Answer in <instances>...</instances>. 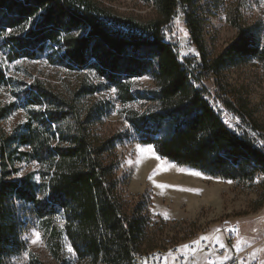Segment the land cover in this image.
I'll return each mask as SVG.
<instances>
[{
  "label": "trees",
  "instance_id": "trees-1",
  "mask_svg": "<svg viewBox=\"0 0 264 264\" xmlns=\"http://www.w3.org/2000/svg\"><path fill=\"white\" fill-rule=\"evenodd\" d=\"M146 1L159 15L148 23L116 16L93 0H0V52L10 63L46 59L71 72L93 71L116 90L120 103L145 102L144 112L125 118L137 140L163 159L226 181L252 184L264 178V150L257 139L261 127L254 108L239 96L225 97L223 88L212 102L202 85L211 73L251 62L264 78V18L252 24L238 10L231 11L228 20L237 36L210 59L196 0ZM179 10L189 43L201 55V65L189 61L196 65V74L180 61L164 33ZM143 77L152 79L155 88L135 87L132 80ZM1 86L12 89L15 102L0 110V121L17 106L27 112V120L10 138L0 132V263L24 246L10 210L17 198L33 206L47 221L48 231L61 217L64 229L54 233L65 235L80 259L136 264L149 216L144 206L129 212L120 201L116 141L95 134L93 112L84 119L74 96L55 94L41 82L26 84L7 77L0 64ZM98 89L91 86L80 93ZM215 102L237 119V125L226 123ZM21 148L27 151L18 152ZM16 155L41 167V185L30 177L9 180L12 172L7 169ZM52 252L58 260V252Z\"/></svg>",
  "mask_w": 264,
  "mask_h": 264
},
{
  "label": "rangeland",
  "instance_id": "rangeland-1",
  "mask_svg": "<svg viewBox=\"0 0 264 264\" xmlns=\"http://www.w3.org/2000/svg\"><path fill=\"white\" fill-rule=\"evenodd\" d=\"M93 1L112 14L125 19L148 23L159 18L155 5L146 0ZM196 2L198 12L205 22L203 39L210 59L224 52L237 36V30L228 20L231 11L238 10L243 19L252 24L264 18V0H196ZM10 33L7 31L6 35ZM164 33L170 43L177 48L183 64L189 65L196 74V65L194 62L189 64V61L195 59L197 64L201 65V55L197 48L188 46L190 33L186 28L182 10H179L176 18L165 27ZM0 64L7 77L26 84L41 82L55 94L67 98L74 96L77 107L84 112V119L89 112H93L90 124L94 125L91 129L95 134L101 139L116 141L115 155L120 164L117 177L122 184L120 201L129 212L144 206L149 216L147 234L141 246V254L146 262L149 263L156 252H161L164 253V257L166 256L163 264H182L176 263L171 254L177 248L185 250L191 244L196 248L192 253L195 260L209 264L203 261L209 255L204 249H200L201 242L206 240L222 248L226 247L225 230L231 226H238V238L233 247L227 249L224 257L214 258L213 263L222 264L230 260L229 257L234 253L244 251L248 262L258 259L264 264V178L257 179L252 184L229 182L189 167L178 166L159 155L161 159L157 160L154 148L137 140L125 118V115L131 112H144L148 105L145 102L126 105L120 103L116 90L112 91L114 88L93 71L71 72L49 63L46 59L10 63L1 52ZM132 83L141 89L155 88L149 77L134 79ZM202 85L210 94L212 102L217 99L219 88H223L227 92L225 97L239 96L254 108L255 118L261 127L257 136H262L257 139H261L264 150V78L256 64L251 62L239 68H229L219 74L211 73L203 80ZM91 86L98 87V91L93 94L80 93ZM14 102L12 89L1 86L0 110ZM215 105L220 107L218 103ZM220 111L224 113L229 126L237 125V119H233L223 109ZM26 118L27 112L17 106L0 121V132L5 137L14 136L21 130ZM149 147L153 149L155 155L147 151ZM15 148L16 146H13V149ZM141 148L145 151L141 152ZM26 151V148H21L18 152ZM7 171L12 172L10 181L19 182L30 177L32 183L42 184L41 167L35 162L21 160L18 155L13 158ZM194 171L202 175L190 174ZM42 196V191H38V197ZM10 210L18 221L17 238L24 246L18 254L3 256L0 264H95L91 260L80 259L75 251L70 253L68 251V247H72L70 241L65 235L59 237L58 233H54L56 232L54 230L61 232L64 229L65 223L61 217L54 219L51 229H55L48 231L47 221L35 214L31 204L14 198L10 203ZM37 232L41 238L33 244L32 240L36 238ZM204 237L207 239H202ZM52 249L58 252V260L55 259ZM97 264L106 263L100 261ZM185 264H192V260H187Z\"/></svg>",
  "mask_w": 264,
  "mask_h": 264
},
{
  "label": "built area",
  "instance_id": "built-area-1",
  "mask_svg": "<svg viewBox=\"0 0 264 264\" xmlns=\"http://www.w3.org/2000/svg\"><path fill=\"white\" fill-rule=\"evenodd\" d=\"M190 47V44H188ZM239 228L238 226H231L227 230H225V238H226V247H220L217 244H211L210 242L204 240L202 242V248L204 252L209 256L205 258L203 261H207L209 264H216L213 263L214 258L224 257L227 253V249L233 247L235 241L238 238ZM194 250V245H188L185 250H179L178 248L173 251L171 254L173 259L176 263L185 264L187 260H192V264H203L202 262H197L195 260V256H192ZM166 255V254H165ZM166 257V256H165ZM164 253H156L152 256L151 261L148 263L146 262L143 256H138L136 259V264H163L165 259ZM222 264H261V262L256 259L248 262L246 258V253L243 251L239 254L233 255V257L222 263Z\"/></svg>",
  "mask_w": 264,
  "mask_h": 264
},
{
  "label": "snow or ice",
  "instance_id": "snow-or-ice-1",
  "mask_svg": "<svg viewBox=\"0 0 264 264\" xmlns=\"http://www.w3.org/2000/svg\"><path fill=\"white\" fill-rule=\"evenodd\" d=\"M112 91H115V89H112ZM140 151L141 152H144L145 151V149H143V148H141L140 149ZM147 151L149 152V153H152L153 155H155L154 154V152H153V149L151 148V147H149L148 149H147ZM155 158L157 159V160H160L161 158L158 156V155H156L155 156ZM190 174H192V175H196V176H200V175H202L200 172H191ZM229 182H231V181H229ZM157 187H161V188H163V187H165V185H156ZM35 239L34 240H32V243L33 244H35L37 241H39L40 240V233L39 232H37V233H35ZM202 239H207L206 237H204V238H202ZM221 246H223V245H221ZM68 251L71 253V252H73L74 251V249L71 247V246H69L68 247Z\"/></svg>",
  "mask_w": 264,
  "mask_h": 264
},
{
  "label": "crops",
  "instance_id": "crops-1",
  "mask_svg": "<svg viewBox=\"0 0 264 264\" xmlns=\"http://www.w3.org/2000/svg\"><path fill=\"white\" fill-rule=\"evenodd\" d=\"M202 242H203V241H202ZM202 242H201V243H202ZM195 249H196V248H194V250H195ZM200 249L203 250L202 247H201ZM201 250H200V251H201ZM193 252H195V251H193ZM199 253H200V252H199ZM199 253L197 252V254H199ZM233 255H235V253H234ZM233 255H231V257H229V259H231V258L233 257ZM200 256H202V255L200 254Z\"/></svg>",
  "mask_w": 264,
  "mask_h": 264
},
{
  "label": "bare ground",
  "instance_id": "bare-ground-1",
  "mask_svg": "<svg viewBox=\"0 0 264 264\" xmlns=\"http://www.w3.org/2000/svg\"><path fill=\"white\" fill-rule=\"evenodd\" d=\"M182 63H183V60H180ZM228 225V224H227ZM156 253H158V252H156ZM140 255V254H139ZM140 256H142V254L140 255Z\"/></svg>",
  "mask_w": 264,
  "mask_h": 264
}]
</instances>
